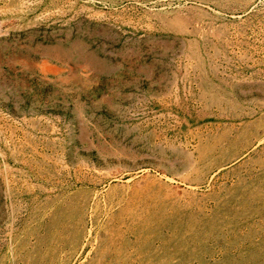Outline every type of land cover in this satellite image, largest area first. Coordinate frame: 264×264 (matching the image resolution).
I'll use <instances>...</instances> for the list:
<instances>
[{
	"label": "rangeland",
	"instance_id": "1",
	"mask_svg": "<svg viewBox=\"0 0 264 264\" xmlns=\"http://www.w3.org/2000/svg\"><path fill=\"white\" fill-rule=\"evenodd\" d=\"M0 264H264V0H0Z\"/></svg>",
	"mask_w": 264,
	"mask_h": 264
}]
</instances>
